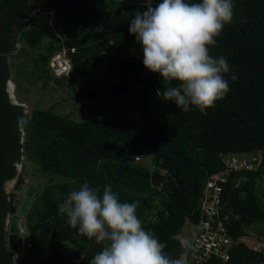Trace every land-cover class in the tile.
<instances>
[{"label":"trees","instance_id":"16d2710c","mask_svg":"<svg viewBox=\"0 0 264 264\" xmlns=\"http://www.w3.org/2000/svg\"><path fill=\"white\" fill-rule=\"evenodd\" d=\"M233 4L231 22L215 37L216 45L209 46L211 56L226 57L230 72L224 78L230 90L204 112L195 106L184 112L174 102L163 100L158 73L136 76L144 68L143 55L129 53L135 36L128 29L134 14L146 10L144 4L130 0L2 1L0 264H12L5 244L7 195L3 185L15 176V163L23 154L48 179L24 218L30 242L27 257L34 264H89L102 250L103 245L71 228L58 213V204L84 182L99 186L101 192L110 184L122 202L139 201L137 215L142 226L166 244V255L178 258L183 248L177 235L187 221L198 220L197 203L204 181L223 168L222 153L263 151L258 169L233 172L223 184L220 214L228 215L224 222L229 233L242 237L247 228L264 221V203L258 196L259 182L264 181V0H233ZM42 5L36 19L19 25L23 14ZM49 10H53L52 16ZM115 11L124 15V22L102 25L101 18ZM17 40L20 49L14 53ZM62 46L71 67L68 74L55 76L49 61ZM107 52H111L107 57L110 77L116 64L120 65L121 84L134 76L132 85L118 94L120 107L114 114L75 121L54 112L53 106L33 108L26 114L20 103L10 102L6 83L13 67L34 85L39 79L44 84L53 79L77 87L88 80L90 68ZM233 74L235 81L231 80ZM132 112L138 117L130 118ZM20 116L27 124H18ZM145 156L152 169L165 175L164 180H151L152 169L143 162ZM11 210L15 212V205ZM262 263L264 252L240 240L230 249L227 261L212 259L208 264Z\"/></svg>","mask_w":264,"mask_h":264},{"label":"clouds","instance_id":"9594fccd","mask_svg":"<svg viewBox=\"0 0 264 264\" xmlns=\"http://www.w3.org/2000/svg\"><path fill=\"white\" fill-rule=\"evenodd\" d=\"M145 5V11L134 14L128 31L142 47L144 67L161 76L163 100L184 112L190 106L201 111L214 107L230 90L224 78L230 67L226 57L211 56L209 46L216 45L215 37L231 22L233 0H162L155 6L145 0ZM231 80H236L234 74ZM17 122L28 121L20 116ZM138 206L139 201L122 202L110 184L101 192L84 182L58 204V213L71 228L103 245L89 264H188L191 239L180 238L184 251L179 258L166 255V244L142 226Z\"/></svg>","mask_w":264,"mask_h":264},{"label":"rangeland","instance_id":"374dc122","mask_svg":"<svg viewBox=\"0 0 264 264\" xmlns=\"http://www.w3.org/2000/svg\"><path fill=\"white\" fill-rule=\"evenodd\" d=\"M137 2L138 0H130ZM162 2V0H157ZM45 6V5H44ZM44 6L40 7V10H35L31 18L36 19L42 12ZM124 15L118 13L117 11L113 12L109 17L103 16L101 18V24H105L108 21L113 23H122L124 22ZM57 34L61 35V31L57 30ZM131 55L142 56L143 50L140 44L134 38L132 42V47L129 50ZM111 55V52H107L106 56L99 60L95 67L90 68V77L97 86L107 85L110 81L121 82L119 77V68L120 65L116 64L113 67L114 73L110 77L108 75V66H107V57ZM20 60V56L16 59ZM16 63V61H15ZM12 75L7 82V87L10 92V96H13V101L20 103L23 106L24 112L29 114L33 108H48L53 106L54 112L57 114H67L73 120L80 121L86 118L99 117L104 114H114L116 108H119L118 94L114 95L112 92H109L101 96L97 100H92L86 98L79 89V86L73 87L68 81L58 84L53 79H48L47 83L44 84L43 79H39L36 84H31L26 80L24 76L18 74L16 67L11 69ZM153 72H150L145 67L142 68L136 76H146ZM141 84H138L137 90ZM130 118H137V112H132L129 115ZM24 136V134H23ZM143 162L147 164L152 169V164L149 156L143 157ZM17 166V176L15 175L9 182H5V192H14V202L18 206L22 197L23 192L21 188L17 186L16 181L18 178L22 180L30 181L37 180L43 185L47 183V175L45 176L41 173L39 166L29 160L25 154L22 155L20 161L16 164ZM153 170V169H152ZM259 191L258 196L261 202L264 203V181L259 182ZM42 188V187H41ZM40 188V189H41ZM39 189V190H40ZM38 190V191H39ZM37 191V192H38ZM33 200L37 201V197H33ZM22 227L24 233H27L25 228V219L22 220ZM188 225L187 223L183 226L181 232H185ZM28 234V233H27ZM246 238L247 240L253 241L256 248H259L264 252V221L259 222L255 225L250 226L246 229Z\"/></svg>","mask_w":264,"mask_h":264},{"label":"built area","instance_id":"2783aa9c","mask_svg":"<svg viewBox=\"0 0 264 264\" xmlns=\"http://www.w3.org/2000/svg\"><path fill=\"white\" fill-rule=\"evenodd\" d=\"M137 2L145 5V0ZM154 4H156V0H153ZM48 14L52 16L53 10H49ZM18 36L19 34H17V38ZM19 49L20 43L17 40L14 53ZM49 66L55 76L68 74L71 63L64 46L51 57ZM220 157L223 168L208 174L204 181L197 203L198 220L187 221V229L178 236L179 239L188 237L192 241L193 247L189 250L188 264H208L212 259L225 262L229 259L230 249L241 240V237H233L229 233L224 222L228 219V215L221 216L220 214L224 208L221 201L222 187L231 173L258 169L263 161V151L258 149L243 153H222ZM134 159L138 161L140 157L135 156ZM29 247L28 240L22 249L23 252L26 253Z\"/></svg>","mask_w":264,"mask_h":264},{"label":"water","instance_id":"95a60500","mask_svg":"<svg viewBox=\"0 0 264 264\" xmlns=\"http://www.w3.org/2000/svg\"><path fill=\"white\" fill-rule=\"evenodd\" d=\"M2 0H0L1 2ZM5 12L0 8V17L3 16ZM134 76L129 78L128 82L121 84L119 82L110 81L107 85L97 86L92 79H88L84 84L79 85L80 92L88 99L97 100L101 96L112 92L114 95L125 92L133 83ZM8 82V81H7ZM7 92L9 94L10 102L15 104L17 102L13 101V96H10L9 89L7 87ZM199 109V108H198ZM200 110V109H199ZM201 111V110H200ZM205 109L202 111L204 112ZM165 179V175L160 173L157 169L151 171L152 181H161ZM245 179L244 176L240 178L241 181ZM7 180L6 182H9ZM43 186V184L37 180H30L27 184L23 197L17 206L14 213H12L6 221V234H5V244L10 252L16 255V264H29L25 260L23 247L26 246V241L24 237V229L22 227V220L30 207V204L35 196L36 192Z\"/></svg>","mask_w":264,"mask_h":264},{"label":"flooded vegetation","instance_id":"af4514ba","mask_svg":"<svg viewBox=\"0 0 264 264\" xmlns=\"http://www.w3.org/2000/svg\"><path fill=\"white\" fill-rule=\"evenodd\" d=\"M3 1V0H2ZM2 1L0 2V6H1V3H2ZM28 2L29 3H35V0H28ZM39 8H34V9H31V10H29V11H27L25 14H23V16L20 18V22H19V25L21 26V25H24L26 22H28V21H30L32 18H31V16H33L32 14L35 12V10H38ZM6 90H7V88H6ZM22 130V129H21ZM22 134H24L23 132H22ZM22 157V156H21ZM18 162H16L15 163V167H16V176H17V166H16V164H17ZM10 180V179H9ZM16 183H17V186L19 187V188H21V190H22V192L24 193V190H25V188H26V186H27V184L29 183V181H26V180H22V178L20 177V178H18V181H16ZM3 191H4V193H6L5 192V183H4V185H3ZM6 195H7V199H6V208H5V210H6V214H5V221H4V230H5V228H6V221H7V219H8V217L12 214V213H14L12 210H11V206L12 205H15V202H14V199H13V196L15 195L14 194V192H9V194H7L6 193ZM15 207L17 208V206L15 205ZM24 235V237H25V239H28V234L27 233H24L23 234ZM26 242L28 241V240H25ZM6 249H7V253L11 256V260H12V264H16V255L15 254H13L12 252H10L9 250H8V248L6 247ZM28 250H29V248H27V250H26V253H24V258H25V260L29 263V264H34L32 261H30L29 259H28V257H27V255H28Z\"/></svg>","mask_w":264,"mask_h":264},{"label":"crops","instance_id":"0c3cea01","mask_svg":"<svg viewBox=\"0 0 264 264\" xmlns=\"http://www.w3.org/2000/svg\"><path fill=\"white\" fill-rule=\"evenodd\" d=\"M39 10H40V9H39ZM182 234H183V233L180 232V233L177 235V237L180 236V235H182ZM246 236H247V235L242 236V237H241V241H243L244 243H246L247 246H249V247H251V248H254V249H256V250H260L259 248H256V247H255V244H253V241L247 240Z\"/></svg>","mask_w":264,"mask_h":264}]
</instances>
